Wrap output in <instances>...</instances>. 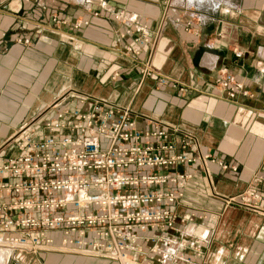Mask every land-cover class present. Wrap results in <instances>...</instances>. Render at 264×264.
I'll return each mask as SVG.
<instances>
[{"label":"crops","instance_id":"1","mask_svg":"<svg viewBox=\"0 0 264 264\" xmlns=\"http://www.w3.org/2000/svg\"><path fill=\"white\" fill-rule=\"evenodd\" d=\"M118 12L150 26L152 53L150 45L138 58L121 53L140 34L122 38L129 26L114 18ZM85 20L88 25L73 27ZM235 50L243 56L236 58ZM148 59L169 78L167 85H159L157 75L143 77ZM225 65L234 67L248 95L230 99L214 85ZM185 85L197 90L181 91ZM96 99L131 107L143 126L158 120L179 128L203 153L239 167L234 172L210 163L212 182L199 164L187 168L196 175L180 210H204L207 217L181 226L186 239L204 243L203 258L189 243L185 259L264 264V215L224 199L264 175V0H0V149L26 125L54 118L65 106L89 109ZM185 259L173 264H191ZM0 264L121 263L0 250Z\"/></svg>","mask_w":264,"mask_h":264},{"label":"built area","instance_id":"2","mask_svg":"<svg viewBox=\"0 0 264 264\" xmlns=\"http://www.w3.org/2000/svg\"><path fill=\"white\" fill-rule=\"evenodd\" d=\"M114 18L129 26L122 38L140 34L122 54L138 58L145 45L152 53L156 43L145 21L128 12ZM234 54L243 56L238 50ZM149 59L141 65L143 77L157 75L159 85H167L169 78ZM214 85L230 99L248 95L230 65L223 66ZM139 117L131 107L96 99L89 109L65 106L54 118L26 125L12 153L0 157V250L8 256L61 252L121 264H173L185 259L183 251L192 243L203 258L204 243L181 235V226L207 217L204 210H180L196 175L187 168L199 164L212 182L210 163L234 172L239 167L203 153L198 141L179 128L158 120L143 126ZM224 199L264 215V175Z\"/></svg>","mask_w":264,"mask_h":264},{"label":"rangeland","instance_id":"3","mask_svg":"<svg viewBox=\"0 0 264 264\" xmlns=\"http://www.w3.org/2000/svg\"><path fill=\"white\" fill-rule=\"evenodd\" d=\"M18 133L19 132H17V134ZM17 134H16V136L14 138L9 140V142L4 147H2L0 149V152H4L5 151L7 153V155H10L12 153V149L11 148L13 147V144H14L15 138L17 137Z\"/></svg>","mask_w":264,"mask_h":264},{"label":"bare ground","instance_id":"4","mask_svg":"<svg viewBox=\"0 0 264 264\" xmlns=\"http://www.w3.org/2000/svg\"><path fill=\"white\" fill-rule=\"evenodd\" d=\"M125 264H132V263H131V261L128 260L125 262Z\"/></svg>","mask_w":264,"mask_h":264},{"label":"clouds","instance_id":"5","mask_svg":"<svg viewBox=\"0 0 264 264\" xmlns=\"http://www.w3.org/2000/svg\"><path fill=\"white\" fill-rule=\"evenodd\" d=\"M226 10V9H225Z\"/></svg>","mask_w":264,"mask_h":264}]
</instances>
